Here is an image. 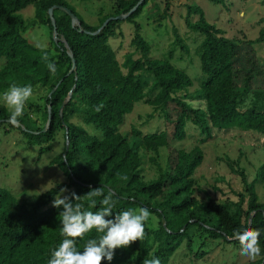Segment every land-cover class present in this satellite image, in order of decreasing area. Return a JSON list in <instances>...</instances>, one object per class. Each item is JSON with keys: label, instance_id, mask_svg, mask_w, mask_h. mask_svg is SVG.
Masks as SVG:
<instances>
[{"label": "trees", "instance_id": "obj_1", "mask_svg": "<svg viewBox=\"0 0 264 264\" xmlns=\"http://www.w3.org/2000/svg\"><path fill=\"white\" fill-rule=\"evenodd\" d=\"M139 1L113 0L112 13L101 16L99 24L92 25L70 0H0V94L12 84L30 85L33 89L24 115L19 118V127L9 123L11 112L0 104V132L19 130L27 146H38L44 153L51 149L57 132L64 131V148L52 164L67 177L30 201L0 186V264H48L63 240L58 218L63 208L54 207L53 201L58 194L64 198L71 197L73 192L81 196L78 202L84 210L92 212L103 207L101 201L110 195L115 204L110 218L141 207L150 212L144 241L117 249L114 259L109 262L105 258L102 264L161 260L190 244L192 231L197 228L207 238L220 239L239 248V241L232 238L235 231L259 230L261 255L244 264H264V201L256 186L264 180V165L256 178L250 179L241 158L228 157L227 166L238 185L235 178L220 175L213 186L216 197L207 196L202 201L195 174L203 162L204 150L200 146L185 149L176 145L185 139L188 123L204 135L202 142L212 140L217 131L239 129L264 134V66L254 53L241 58L238 52L241 40L227 37L222 29L209 22L199 4H186L185 25L203 37L197 51L205 79L193 94L202 99L203 105L194 106L188 92L193 85L191 77L170 58L151 56L153 43L136 21L150 0H145L125 19L134 24L131 43L134 51L126 55L123 63L111 40L122 34L118 28L125 21H110L98 33H91L109 17L129 13ZM164 1L162 12L156 14L157 11L151 10L157 26L173 15L169 2ZM30 5L35 6V17L27 21L23 11ZM54 5L68 7L80 22L73 26L70 15L55 9L58 41L54 39L49 14ZM155 6L159 9L158 3ZM259 24L258 37L249 41L253 50L256 43L264 44V15ZM35 25L48 27L51 46L42 50L30 42L26 33ZM44 52L55 63V74L43 60ZM70 54L76 60L77 71L68 74L72 68ZM71 91V99L61 113L60 107ZM251 96L256 102L248 107L240 106L241 99ZM139 102L151 105L153 112L159 113L164 121L162 129L149 133L135 126L121 129L126 115ZM50 114L51 124L43 131ZM76 115L98 133H89L74 123L72 118ZM161 149L166 150V163L161 166L153 159L158 173L148 180L143 174L142 152L158 154ZM96 187H101L103 196H86ZM64 188L68 191L61 193ZM152 219L158 222L157 228L150 227ZM97 235L93 230L83 239H77L78 250L82 251L85 242Z\"/></svg>", "mask_w": 264, "mask_h": 264}, {"label": "rangeland", "instance_id": "obj_2", "mask_svg": "<svg viewBox=\"0 0 264 264\" xmlns=\"http://www.w3.org/2000/svg\"><path fill=\"white\" fill-rule=\"evenodd\" d=\"M169 10L173 15L162 25L154 23V12H162L166 1L150 0L147 7L136 19L144 29V33L153 43L151 56L155 58H170L171 61L184 69L193 80V85L188 88L192 94L190 101L194 106H202L203 101L193 94L200 89L205 79L202 72L200 57L197 51L203 37L187 28L184 22L186 15L185 5L197 3L205 11L209 22L217 25L227 37L241 40L238 48L240 56L248 57L253 53L258 62L264 66V44L256 43L254 50L249 41L259 35L261 25L260 18L264 15V3L262 0H223L216 3L210 0H167ZM113 0H70L83 18L92 25H98L101 16L111 14ZM158 3L159 9L155 6ZM27 21L35 17V6L30 5L23 11ZM126 18L122 19L125 21ZM118 31L122 34L111 40L121 63L130 52L134 51L132 39L134 36V24L125 21L120 24ZM50 30L45 25H35L29 28L27 38L37 46L44 48L51 46ZM139 54H136L138 57ZM249 99V100H247ZM255 101L253 96L240 100V106L248 107ZM0 104H5L3 94H0ZM27 106V104H26ZM153 114V115H152ZM76 124L85 127L89 133H98L93 127L86 126L80 115L72 118ZM132 126L141 129L144 133L155 132L164 126L163 118L159 113L153 112V107L145 102L135 105L133 111L126 115L121 129L128 130ZM191 123L186 126L187 135L176 145L185 149L200 146L204 150V159L196 171L198 180V197L205 201L207 196L216 197L213 189L216 179L224 175L227 179L235 178L227 166L228 157L241 158V165L246 169L250 179H255L262 165H264V134L233 129L227 133L216 132L212 140L202 142L204 135L193 127ZM51 149L42 153L38 146H27L25 138L19 130H10L8 133L0 132V186L11 189L20 199L30 201L43 192L64 182L67 177L65 172L52 160L59 155L65 144L64 131L59 130L55 140L51 143ZM143 174L146 179L157 176V164L164 166L166 163V150L161 149L158 154L143 151ZM155 162H154V160ZM264 179V176H263ZM234 179L235 185H238ZM258 193L264 201V180L256 184ZM156 216V215H155ZM158 222L151 220L150 227L157 228ZM202 230L193 229L190 244H184L174 254L161 259V264H244L252 261L242 256L240 248L231 243H225L220 239H210L201 234ZM131 247V246H130ZM156 250V246H153ZM202 251L205 253L202 256ZM258 258V257H257ZM256 258V259H257Z\"/></svg>", "mask_w": 264, "mask_h": 264}, {"label": "clouds", "instance_id": "obj_3", "mask_svg": "<svg viewBox=\"0 0 264 264\" xmlns=\"http://www.w3.org/2000/svg\"><path fill=\"white\" fill-rule=\"evenodd\" d=\"M38 47L43 50V46ZM42 58L47 63L49 71L55 74L56 65L49 61L47 52H44ZM32 95L33 89L30 85L16 84L10 85L3 94V100L11 112L9 123L12 126H20L19 118L24 115L25 106ZM66 191L67 188L61 189V193ZM86 196L89 198L103 196V191L101 187H96ZM80 199L81 196L73 192L71 197L64 198L58 194L53 201L54 207L63 208L58 217L63 240L53 251L48 264H102L105 258L111 262L117 249L128 248L136 241H144L145 224L150 219L147 208L128 209L110 218L113 217L112 209L115 206L110 195L101 201L103 207L96 212L84 210V206L78 202ZM93 230L98 234L97 237L88 239L83 250H78L77 239H83ZM260 235L259 230L245 229L242 232L235 231L232 238L239 241L241 255L254 261L261 255ZM143 264H161V260L146 259Z\"/></svg>", "mask_w": 264, "mask_h": 264}, {"label": "water", "instance_id": "obj_4", "mask_svg": "<svg viewBox=\"0 0 264 264\" xmlns=\"http://www.w3.org/2000/svg\"><path fill=\"white\" fill-rule=\"evenodd\" d=\"M145 0H140L136 5L135 7H133V9H131V11L127 14H120V15H117L115 17H109L104 23L103 25L96 31V32H91L93 34L95 33H98L100 30H102L107 24H109L110 21H113V20H122L126 17H128L131 13H133ZM55 9H60L62 11H64L65 13H67L68 15H70V17L72 18V24L73 26H76V24L80 25V22H79V18L75 15V13H73L68 7L66 6H63V5H54L52 6L50 9H49V14H50V17H51V20H52V25L54 27V39L55 41H58V31H57V26H56V20H55V17H54V10ZM88 32V31H86ZM71 58H72V68L71 70L69 71L68 74H71L72 72H75L77 71V63H76V60L73 56V54H70ZM54 91V90H53ZM71 95H72V91L69 93V96L67 97V99L63 102L62 106L60 107V112L62 113L66 104L69 102V100L71 99ZM50 110V109H49ZM51 124V114L49 115V118H48V121L46 123V126L44 127L43 131H46L48 129V127L50 126ZM34 133H37V132H34ZM67 144H68V141H67ZM229 240H232L231 238H228Z\"/></svg>", "mask_w": 264, "mask_h": 264}]
</instances>
